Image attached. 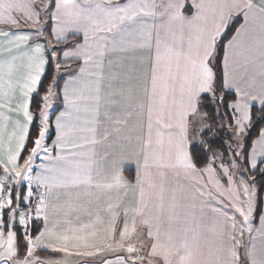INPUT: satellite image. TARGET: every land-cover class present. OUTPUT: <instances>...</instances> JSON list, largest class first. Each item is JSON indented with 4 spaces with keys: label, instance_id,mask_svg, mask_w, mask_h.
Returning <instances> with one entry per match:
<instances>
[{
    "label": "snow or ice",
    "instance_id": "6c2138e0",
    "mask_svg": "<svg viewBox=\"0 0 264 264\" xmlns=\"http://www.w3.org/2000/svg\"><path fill=\"white\" fill-rule=\"evenodd\" d=\"M257 106L264 0H0V264H264Z\"/></svg>",
    "mask_w": 264,
    "mask_h": 264
},
{
    "label": "trees",
    "instance_id": "16d2710c",
    "mask_svg": "<svg viewBox=\"0 0 264 264\" xmlns=\"http://www.w3.org/2000/svg\"><path fill=\"white\" fill-rule=\"evenodd\" d=\"M62 82L63 81H61V85H62ZM58 110H59V107H57L55 113ZM253 117H254L253 126L250 130V134H249L247 141H246L248 151H250L253 141L259 136L260 130L264 129V122H262L259 119L260 113L258 111V107L253 109ZM228 136H229V133L227 131H225V132L220 133L219 138L221 141H226L228 139Z\"/></svg>",
    "mask_w": 264,
    "mask_h": 264
},
{
    "label": "crops",
    "instance_id": "0c3cea01",
    "mask_svg": "<svg viewBox=\"0 0 264 264\" xmlns=\"http://www.w3.org/2000/svg\"><path fill=\"white\" fill-rule=\"evenodd\" d=\"M62 84H63V82H62ZM57 107H59V110L55 113ZM257 107H258V106H257ZM61 110H63V105H62V104H57V105H54L52 111L55 113V115H59V113H60ZM55 115L52 116V120H53V121L55 120ZM258 137H259V136H258ZM258 137L253 141V143L258 139ZM53 138H54V129H53ZM253 143H252V146H253ZM252 146H251V148H252ZM250 151H251V149H250ZM206 211H210V210H207V209H206ZM256 224H257V226H258V221H256ZM246 239H247V237H246ZM42 255H52V256H54V257H60L62 254H59V253H42ZM66 259H68V260L71 262V264H77V262H78L81 258H79V257H74V256H73V257H67ZM94 264H99L98 260L95 261Z\"/></svg>",
    "mask_w": 264,
    "mask_h": 264
}]
</instances>
